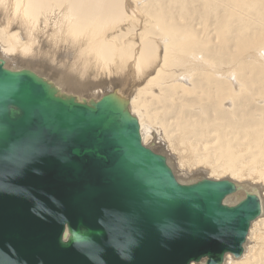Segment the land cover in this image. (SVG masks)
Returning <instances> with one entry per match:
<instances>
[{"label": "bare ground", "instance_id": "bare-ground-1", "mask_svg": "<svg viewBox=\"0 0 264 264\" xmlns=\"http://www.w3.org/2000/svg\"><path fill=\"white\" fill-rule=\"evenodd\" d=\"M0 59L78 100L121 91L179 182L230 180L227 205L256 194L222 264H264V0H0Z\"/></svg>", "mask_w": 264, "mask_h": 264}, {"label": "water", "instance_id": "water-1", "mask_svg": "<svg viewBox=\"0 0 264 264\" xmlns=\"http://www.w3.org/2000/svg\"><path fill=\"white\" fill-rule=\"evenodd\" d=\"M237 190L179 182L117 92L78 100L0 59V264H222L261 214L225 204Z\"/></svg>", "mask_w": 264, "mask_h": 264}, {"label": "rangeland", "instance_id": "rangeland-1", "mask_svg": "<svg viewBox=\"0 0 264 264\" xmlns=\"http://www.w3.org/2000/svg\"><path fill=\"white\" fill-rule=\"evenodd\" d=\"M146 0H142V2H145ZM12 66H16V68L17 69H19L18 67H20L21 66V64H16V63H12L11 64ZM18 65H20V66H18ZM15 66H14V68H15ZM178 68L177 67H173L172 68V70H174V71H178L177 70ZM100 79V78H99ZM120 86H122V87H120L121 89H122V91L124 92L125 90H124V85L122 84V83H120ZM136 85H134L133 87L135 88V89H138L139 88V86L137 85V87H135ZM134 90L133 89H131V92H133ZM118 93H120V94H122V92L121 91H118ZM130 95V94H129ZM130 98H132V96L130 95ZM157 114V121H158V113H156ZM161 127V126H160ZM206 174V175H205ZM204 175V177H202ZM200 176V177H199ZM206 176V177H205ZM207 176H209V172H206V171H204V172H201L200 174H198V176L197 177H199V178H207ZM185 180H187V181H190L189 180V178L188 179H186L185 178ZM212 180V179H211ZM222 180V179H221ZM182 181H184V180H182ZM195 264V263H194ZM196 264H199V263H196Z\"/></svg>", "mask_w": 264, "mask_h": 264}, {"label": "snow or ice", "instance_id": "snow-or-ice-1", "mask_svg": "<svg viewBox=\"0 0 264 264\" xmlns=\"http://www.w3.org/2000/svg\"><path fill=\"white\" fill-rule=\"evenodd\" d=\"M81 238L79 236H77V240H80Z\"/></svg>", "mask_w": 264, "mask_h": 264}]
</instances>
